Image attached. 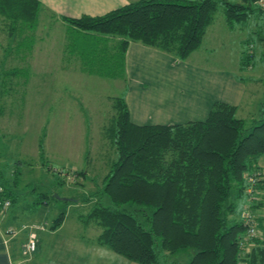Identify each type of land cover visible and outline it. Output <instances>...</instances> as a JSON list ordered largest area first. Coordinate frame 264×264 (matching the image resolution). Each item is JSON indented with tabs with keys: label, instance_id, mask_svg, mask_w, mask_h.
Here are the masks:
<instances>
[{
	"label": "trees",
	"instance_id": "1",
	"mask_svg": "<svg viewBox=\"0 0 264 264\" xmlns=\"http://www.w3.org/2000/svg\"><path fill=\"white\" fill-rule=\"evenodd\" d=\"M263 2L133 0L95 16H60L63 59L73 57L83 74L123 82L128 42L183 60L199 46L217 7L228 29L241 28L238 24L249 20L253 25L261 21L256 34L264 53ZM39 6L38 0H0V25L8 36H15L14 51L18 49L21 60L26 50L19 46L31 39L29 32L34 31ZM248 26L252 29L250 23ZM243 43L251 47V43ZM248 48L243 47L239 54L238 69L250 68L254 55ZM21 66L12 67L9 73L23 72ZM123 90L110 97V113L100 128L102 139L115 155L97 190L110 204L95 201L78 214L81 221L99 227L96 241L139 264H153L181 251L190 252L185 264H264L262 225L253 212L264 198V170L254 161L264 151V80L263 99L247 120L235 115V106L217 101L202 120L133 124ZM81 173L72 170L70 176L76 179ZM245 175L254 178L251 193L246 192ZM1 180L0 173V196L10 204L14 198ZM91 194L80 196L77 202L89 201ZM241 194L248 196L245 209L251 213L256 231L246 241L242 240L246 232L241 217H229L234 211L231 197ZM44 196L36 201L47 202ZM62 214L59 211L48 227L55 228Z\"/></svg>",
	"mask_w": 264,
	"mask_h": 264
},
{
	"label": "rangeland",
	"instance_id": "2",
	"mask_svg": "<svg viewBox=\"0 0 264 264\" xmlns=\"http://www.w3.org/2000/svg\"><path fill=\"white\" fill-rule=\"evenodd\" d=\"M219 8L189 57L209 67L228 65L236 69L238 51L248 48L240 43L241 39L253 44L248 48L254 55L251 69H239L247 85L245 106L235 113L247 120V113H253L263 99V87L248 82L259 78L256 76L264 66V53L256 34L261 21L255 19L254 25L251 20L245 21L238 24L241 28L231 31L224 25ZM36 17L34 31L29 32L30 45L19 46L26 50L23 60L18 57V49L14 51L15 36H8V30L0 25V172L1 183L14 198L2 215L6 221L0 225L21 236L25 231L44 230L43 226L61 210L65 218L57 229L47 228L34 238L35 252L24 251L25 239L15 245L12 238L9 254L13 259L19 257V264H139L113 254L106 246L88 242L86 238L91 240L99 227L82 225V217H78L96 202L110 204L106 195L97 190L115 155L102 139L100 128L110 113V97L119 96L124 84L119 79L79 72L73 57L63 59L64 23L42 10ZM17 65H23V72L9 73ZM72 170L82 171L79 178L70 176ZM244 185H248L246 175ZM41 194L48 207L34 202ZM89 194V201L77 202L80 196ZM231 200L234 211L229 217L238 218L248 196L241 194ZM40 214L38 221L34 217ZM34 220L38 228L30 229L28 222ZM21 225L25 227L21 229ZM189 255V251L176 252L153 264H185Z\"/></svg>",
	"mask_w": 264,
	"mask_h": 264
},
{
	"label": "crops",
	"instance_id": "3",
	"mask_svg": "<svg viewBox=\"0 0 264 264\" xmlns=\"http://www.w3.org/2000/svg\"><path fill=\"white\" fill-rule=\"evenodd\" d=\"M130 1L133 0H38V3L40 5L39 10H42L44 14H49V16L59 19L60 16L72 18L84 14L90 16L99 15ZM230 30L232 31V29ZM243 41H245V38H242L240 43H243ZM242 49L241 47L238 51V56L234 63V67L236 65L237 68L232 69L228 65L209 67L205 64H199V62L189 57L196 49L192 50L185 59L177 60L158 49L143 46L134 41L128 42L123 54V83L125 87L122 95L127 107L128 119L133 124H171L202 120L206 117L205 115L213 102L217 101L235 106V113L240 111L245 106L243 100L247 92L246 79L239 72L237 65ZM256 77L259 78L248 79V82L254 84V86L260 84L263 87V64L261 73ZM261 95V98H263V91ZM256 108L257 106L254 111ZM253 113H247L248 119ZM254 161L257 167L264 170V151L258 154ZM34 202L48 207L47 202ZM5 211L0 209V224L7 219L2 216ZM253 212L258 214L260 218L261 231L264 237V198L262 204ZM62 216L59 224L53 229L48 227L47 222L43 226L44 230L25 231L22 232L21 236L14 235L15 232L2 235L6 228L0 225V264H19L21 262L19 257L13 259L12 254H9V241L12 238L13 244L16 245L22 242L21 240L26 239L29 232L35 233L36 237L37 235H42L41 233H44L47 228H49V231H53L62 224L65 214L63 213ZM34 218L40 221L42 215L40 214V217ZM81 222L82 225L87 223L94 225L90 221ZM28 223L30 226L38 225L35 220ZM30 226L29 228L33 229ZM24 227L25 225L22 226V228ZM97 233H93L91 240L86 238L87 241L99 244L95 238ZM32 252H35V248ZM112 253L115 254L113 251Z\"/></svg>",
	"mask_w": 264,
	"mask_h": 264
},
{
	"label": "built area",
	"instance_id": "4",
	"mask_svg": "<svg viewBox=\"0 0 264 264\" xmlns=\"http://www.w3.org/2000/svg\"><path fill=\"white\" fill-rule=\"evenodd\" d=\"M247 180H248V186L246 187V192L247 193H251V190H252V182L254 181V178L252 176H248L247 177ZM2 191V187L0 185V193ZM9 207V200L5 197V196H0V209H7ZM240 217L241 219L243 220L244 222V225H245V236L243 237L242 240H245L248 239L249 237L253 236L255 234V230H254V226H253V223H252V215L251 213L248 211V210H244L241 214H240ZM23 226V225H22ZM21 226V228H22ZM31 228H35L37 229L38 227L36 225L34 226H30ZM5 233L6 234H11L12 233V230L11 228H6L5 229ZM34 238H35V234L33 232H29L27 234V237L25 239V243H24V251L26 252H32L35 248V241H34Z\"/></svg>",
	"mask_w": 264,
	"mask_h": 264
}]
</instances>
